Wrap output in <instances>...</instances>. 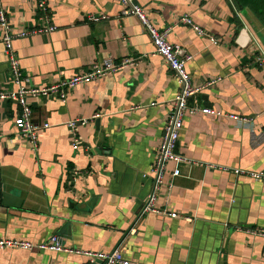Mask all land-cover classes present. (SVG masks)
<instances>
[{"label":"crops","instance_id":"obj_1","mask_svg":"<svg viewBox=\"0 0 264 264\" xmlns=\"http://www.w3.org/2000/svg\"><path fill=\"white\" fill-rule=\"evenodd\" d=\"M2 2L17 32L37 26L35 0ZM137 3L157 29L170 30L172 44L194 57L187 71L195 84L221 79L190 104L252 118L253 126L187 114L178 152L194 164L181 166L177 178L169 164L156 202L179 218L140 217L179 85L163 58L153 56L139 20L120 17L117 0H49L57 30L15 43L28 86L58 84L104 59L139 61L75 88L65 102L29 98L34 123L49 125L40 132L37 152L18 135L16 102H0V186L11 189L9 201L16 206L0 208V239L42 244L59 236L68 248L120 249L138 264H264V239L247 232L264 229V183L233 172L264 171V65L255 63L264 53V25L235 0ZM186 16L218 44L183 25ZM1 34L0 91L11 92L17 88ZM78 119L86 124L78 127L75 150L68 124ZM73 171L80 173L74 184L68 182ZM0 264L90 263L75 254L0 250Z\"/></svg>","mask_w":264,"mask_h":264},{"label":"built area","instance_id":"obj_2","mask_svg":"<svg viewBox=\"0 0 264 264\" xmlns=\"http://www.w3.org/2000/svg\"><path fill=\"white\" fill-rule=\"evenodd\" d=\"M35 11L37 17V26L23 32H17L8 17L5 6L0 0V31L1 39L4 45L5 55L7 57L11 80L17 88L13 91H0V102L14 101L19 107L18 119L16 121V128L18 135L28 141L32 146L34 152L39 149L40 132L49 128V125L38 126L33 121V110L29 105V98H49L56 97L62 102H65L69 93L81 85H87L97 80L103 79L107 76H113L119 71H123L129 67L137 64L139 59H126L122 61H115L114 59H104L99 64H96L88 72H84L69 79H64L55 85L46 86L43 88H36L28 86L25 79L19 55L15 49V43L21 39L31 36L50 34L57 30V27L52 23V11L49 6V0H35ZM121 6L120 17H135L139 20L146 33L149 35L155 51L153 56H160L163 58L173 77L179 85L177 96L171 102L170 111L168 112L164 135L158 147L155 161L152 165L153 174V190L145 200V204L141 211L140 217L148 214L168 215L174 219L179 218V215L174 212H169L167 209H160L157 207V197L164 183V175L169 164L174 166L172 173L173 178L181 176L180 167L185 164L193 165L194 162L188 157L178 152V143L181 132L184 128V119L187 114L191 116L204 115L214 116L217 118L227 117L238 123L239 126L251 127L253 126V119L248 117H238L235 115H223L216 109L193 106L191 100L200 96L207 89L215 86L221 81L220 78L211 80L203 85L195 84L193 78L187 71V64L193 61V56L189 54L182 46L172 44L168 39L170 30L161 31L155 27L149 18V14L137 0H117ZM107 17L101 18L105 20ZM99 18H91L92 21H97ZM185 26L191 27L200 37H207L211 43L218 44L215 37L208 34L201 27L194 24L192 19L188 16L181 20ZM260 66L264 65V53H261L259 58L255 61ZM95 116L94 118H97ZM93 118V119H94ZM86 124V121L78 119L70 121L68 126L73 135V148L78 150L80 148L78 127ZM228 171V169H223ZM236 175L247 177L255 182L264 183V171L254 172L242 169H234ZM79 172L73 171L70 174L69 183H76ZM172 187V185H170ZM185 221L192 223L191 217H185ZM136 226L131 230V234L137 233ZM253 238L264 239V229H251L247 231ZM0 250H19V251H50L57 253H68L79 256H85L90 264H138L129 261L125 258L120 249L111 252H90L80 251L68 248L63 239L59 236H53L48 242L42 244H35L30 241L21 239H0Z\"/></svg>","mask_w":264,"mask_h":264},{"label":"trees","instance_id":"obj_3","mask_svg":"<svg viewBox=\"0 0 264 264\" xmlns=\"http://www.w3.org/2000/svg\"><path fill=\"white\" fill-rule=\"evenodd\" d=\"M235 3L238 7L246 8V6H250L252 9L255 7V15L264 25V0H235Z\"/></svg>","mask_w":264,"mask_h":264},{"label":"water","instance_id":"obj_4","mask_svg":"<svg viewBox=\"0 0 264 264\" xmlns=\"http://www.w3.org/2000/svg\"><path fill=\"white\" fill-rule=\"evenodd\" d=\"M11 193L12 191L10 188L0 186V208H6L8 206L16 207L10 204L9 196L11 195ZM19 197L23 198V195L21 194Z\"/></svg>","mask_w":264,"mask_h":264},{"label":"rangeland","instance_id":"obj_5","mask_svg":"<svg viewBox=\"0 0 264 264\" xmlns=\"http://www.w3.org/2000/svg\"><path fill=\"white\" fill-rule=\"evenodd\" d=\"M246 8H248V9L252 12V14L256 12V11L254 10L255 7H253L254 9H252L250 6H249V7H246Z\"/></svg>","mask_w":264,"mask_h":264}]
</instances>
